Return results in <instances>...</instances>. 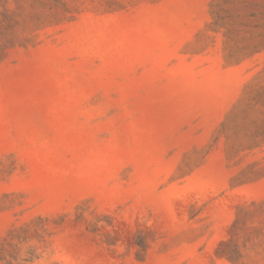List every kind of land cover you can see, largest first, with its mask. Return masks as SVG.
I'll return each instance as SVG.
<instances>
[{"label":"rangeland","instance_id":"1","mask_svg":"<svg viewBox=\"0 0 264 264\" xmlns=\"http://www.w3.org/2000/svg\"><path fill=\"white\" fill-rule=\"evenodd\" d=\"M0 264H264V0H0Z\"/></svg>","mask_w":264,"mask_h":264}]
</instances>
